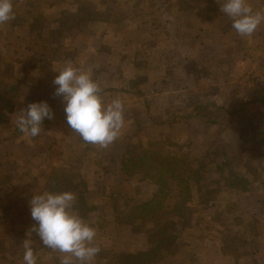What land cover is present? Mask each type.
Returning <instances> with one entry per match:
<instances>
[{
	"label": "rangeland",
	"instance_id": "obj_1",
	"mask_svg": "<svg viewBox=\"0 0 264 264\" xmlns=\"http://www.w3.org/2000/svg\"><path fill=\"white\" fill-rule=\"evenodd\" d=\"M12 2L0 25V264H24L32 196L65 190L97 231L93 264H264V24L238 36L219 0ZM69 63L105 104H124L107 148L66 123L52 81ZM40 101L54 118L25 137L17 114ZM31 239L37 264H60Z\"/></svg>",
	"mask_w": 264,
	"mask_h": 264
},
{
	"label": "clouds",
	"instance_id": "obj_2",
	"mask_svg": "<svg viewBox=\"0 0 264 264\" xmlns=\"http://www.w3.org/2000/svg\"><path fill=\"white\" fill-rule=\"evenodd\" d=\"M221 13L231 21L238 36L250 38L264 24V10H254L249 0H219ZM15 19L12 0H0V25ZM57 72V71H55ZM52 81L54 96L61 97L65 119L71 131L87 144L107 148L114 143L125 126V107L119 97L105 104L102 88L92 79L91 72L71 63L57 72ZM54 113L46 101L32 102L16 117V126L25 137L35 138L43 130L45 119ZM77 196L65 190L34 194L29 201L30 215L36 223L23 240L24 264H37L31 239L35 233L44 248L58 252L60 264H93L100 252L97 231L75 211Z\"/></svg>",
	"mask_w": 264,
	"mask_h": 264
},
{
	"label": "trees",
	"instance_id": "obj_3",
	"mask_svg": "<svg viewBox=\"0 0 264 264\" xmlns=\"http://www.w3.org/2000/svg\"><path fill=\"white\" fill-rule=\"evenodd\" d=\"M235 112H237V111L235 110ZM231 113H233V112H231Z\"/></svg>",
	"mask_w": 264,
	"mask_h": 264
}]
</instances>
